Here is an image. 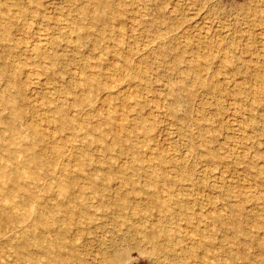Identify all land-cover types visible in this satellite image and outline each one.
I'll return each instance as SVG.
<instances>
[{
	"label": "rangeland",
	"instance_id": "1",
	"mask_svg": "<svg viewBox=\"0 0 264 264\" xmlns=\"http://www.w3.org/2000/svg\"><path fill=\"white\" fill-rule=\"evenodd\" d=\"M0 264H264V0H0Z\"/></svg>",
	"mask_w": 264,
	"mask_h": 264
},
{
	"label": "bare ground",
	"instance_id": "2",
	"mask_svg": "<svg viewBox=\"0 0 264 264\" xmlns=\"http://www.w3.org/2000/svg\"><path fill=\"white\" fill-rule=\"evenodd\" d=\"M29 39V38H28ZM79 40V39H78ZM112 52V51H111ZM115 62V61H114ZM128 95V94H127ZM123 97V96H122ZM149 110V109H148ZM122 123V122H121ZM193 141V140H192ZM67 156V155H66ZM21 166V165H20ZM19 168V167H18ZM22 168V167H21ZM26 168V167H25ZM22 171V170H21ZM26 171V170H25ZM23 172V171H22ZM206 172V171H205ZM50 181V180H49ZM161 187V186H160ZM205 221V220H204ZM217 237V236H216ZM179 238V237H178ZM66 256V258H67V255H65ZM70 257V256H69ZM191 263H193V262H191Z\"/></svg>",
	"mask_w": 264,
	"mask_h": 264
}]
</instances>
